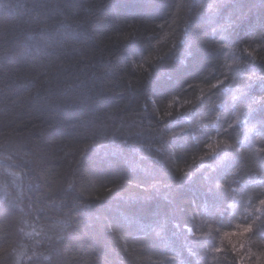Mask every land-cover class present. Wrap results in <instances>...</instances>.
Returning a JSON list of instances; mask_svg holds the SVG:
<instances>
[{"label": "trees", "instance_id": "16d2710c", "mask_svg": "<svg viewBox=\"0 0 264 264\" xmlns=\"http://www.w3.org/2000/svg\"><path fill=\"white\" fill-rule=\"evenodd\" d=\"M246 226L264 0H0V264H245Z\"/></svg>", "mask_w": 264, "mask_h": 264}, {"label": "rangeland", "instance_id": "374dc122", "mask_svg": "<svg viewBox=\"0 0 264 264\" xmlns=\"http://www.w3.org/2000/svg\"><path fill=\"white\" fill-rule=\"evenodd\" d=\"M246 232L245 228H238L228 236L227 241L231 244V249L244 260L245 264H247V261L248 264L259 262L264 259V250H262V253L257 248L256 252L252 251L248 245Z\"/></svg>", "mask_w": 264, "mask_h": 264}, {"label": "snow or ice", "instance_id": "6c2138e0", "mask_svg": "<svg viewBox=\"0 0 264 264\" xmlns=\"http://www.w3.org/2000/svg\"><path fill=\"white\" fill-rule=\"evenodd\" d=\"M250 230H251L250 226H246L245 231H250Z\"/></svg>", "mask_w": 264, "mask_h": 264}]
</instances>
